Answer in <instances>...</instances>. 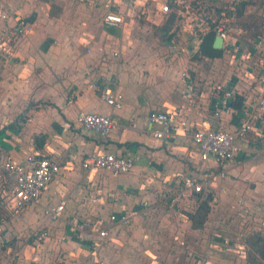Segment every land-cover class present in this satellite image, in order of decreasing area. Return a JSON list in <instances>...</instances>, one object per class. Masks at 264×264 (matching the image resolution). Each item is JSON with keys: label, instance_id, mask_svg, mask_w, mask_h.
<instances>
[{"label": "crops", "instance_id": "0c3cea01", "mask_svg": "<svg viewBox=\"0 0 264 264\" xmlns=\"http://www.w3.org/2000/svg\"><path fill=\"white\" fill-rule=\"evenodd\" d=\"M132 1L0 0V12L9 11L14 18H21L28 24L27 34L15 36L13 29L6 31L0 19V42L6 43L0 55V140L5 144L0 143V166L7 159L22 161L34 154L58 160L61 168L53 182L38 202L29 204L53 202V208L65 200V212L72 201L65 190L71 189L70 193L75 195L74 187L85 193L83 199L86 201L82 205H89L88 198L95 199L100 210H109L106 217L92 222L97 229L109 226L110 236L105 241L109 242L106 257L109 264H134L133 259L140 254L151 261L159 257V251L153 248L155 244L167 255L172 252L173 239L179 243L175 246L178 256L171 253L179 260L175 264H256L250 259L251 249L254 257L264 264L257 240L258 237L264 239V119L257 121L245 141L239 140L243 148L229 166L227 175H215L216 179L224 176L222 182L226 189L220 194L224 211L235 207L236 199L242 200L240 204L244 199L254 203L258 222L251 226L243 223L241 238L235 240L234 234H230L234 226L227 219L204 223V228L195 227L190 219L155 221L143 217L153 203L165 199L175 205L183 196L186 178L200 171L202 165L207 171L222 167L213 160L200 161L192 133L207 127L228 131L239 128L246 106L255 103L264 92V77L258 95L254 88L252 92L241 88L239 83L231 86L228 82L218 86L220 90L212 97L206 89L199 95L191 91L189 95H182L190 89L189 84L193 85L191 80L184 84L183 75L176 78L179 92L171 79L165 82L167 88L164 84H155L149 74H144L143 68L164 65L166 43L177 41L176 34L172 29L173 38L165 40L162 29L165 13L161 11L159 0H138L136 6H132ZM221 1L248 2L247 6L252 3L251 0ZM111 10L123 14L122 25H105V16ZM7 22L15 25L13 18ZM232 38L237 50L224 46L222 49L225 53L230 48L237 57L241 53L240 40ZM201 43L197 54H200ZM261 50L264 52V40L257 39L248 50V55L250 52L253 55L246 56L255 57L258 62ZM176 66L174 68H179ZM107 86L123 95L120 108L112 107L103 99L102 91ZM225 90L244 96L242 109L216 115L217 102ZM190 95H196L200 101L196 98L193 105L188 98ZM152 111L172 112L176 131L167 138L154 136L153 130L159 126L149 123ZM80 112L111 115L115 126L102 138L95 131L84 129L78 121ZM97 148L132 156L134 167L122 174L109 170L89 172L82 161ZM211 178L212 175L200 181L210 180L211 185L214 183ZM180 183H184V188ZM174 197L178 199L176 202L172 201ZM133 212L136 213L133 215ZM112 214H129L131 218L128 223L111 221ZM63 216L57 220L48 217L47 221L64 220ZM48 223L41 227L49 232L45 240L56 236ZM207 225L210 229L221 225L225 229L221 233L226 234L224 242L202 238L201 234L209 229ZM252 226L260 234L254 237V242L247 238ZM94 233L97 237V231ZM59 238L55 239L59 242ZM155 238L157 241L153 244ZM96 239L91 241V246L95 247ZM54 243L51 241L52 245ZM138 245L140 251L135 249ZM185 252L190 256L186 257Z\"/></svg>", "mask_w": 264, "mask_h": 264}, {"label": "rangeland", "instance_id": "374dc122", "mask_svg": "<svg viewBox=\"0 0 264 264\" xmlns=\"http://www.w3.org/2000/svg\"><path fill=\"white\" fill-rule=\"evenodd\" d=\"M159 1L162 4L167 3L170 6V11L164 14L165 20L171 13L176 14L173 31L176 34L177 46L171 48L170 45L174 44L171 42L166 43L165 56L167 58L164 65L158 64L156 67H144V74H149L155 84H164L166 88L167 85H165V82L171 79L172 83L175 82L177 84L178 88L176 91L178 92L180 84L176 78L183 75L182 80L184 84H187V81L191 80L193 81V85L189 84L190 89L182 92V95H189L190 91L192 92L191 94L195 93L199 95L206 89L205 91L209 92V97H212L220 90L218 86H224L223 84L227 82L231 86L239 83L241 88L250 89L249 91L252 92L254 88L257 92L256 95L259 94V85H262V79L264 77V54H261V60L258 62H256L255 57L254 59H249L246 55H248V50L257 39L260 42L264 40V0H248L252 3L244 8L243 15L238 14L240 11L238 5L241 2L236 3V1H230L228 3L221 0ZM180 9H183V11L178 13ZM217 25H225L232 36L239 38L241 53L237 57H234L233 50L227 48L223 57L219 59L206 58L203 55L195 57L197 52L194 49L196 47L199 49L200 39L212 26L216 27ZM174 48H179V50L172 51ZM185 49L188 50L185 51ZM255 62L256 64H254ZM175 65H177L176 67L180 65V67L174 68ZM184 71L188 73L187 77V73H183ZM256 85H258L257 88ZM188 98L195 105V100L198 97L196 95H190ZM197 100L200 101L199 98ZM191 132L193 131L191 130ZM206 168L205 165H202L200 171L192 174V176H195L199 180H202L204 177L209 178L212 175L211 181L214 182L210 185V180L206 181L201 194L202 198L208 194L213 195L210 203V211L204 223L210 224L211 222L221 221L223 219L230 220L234 226V231L230 234H234L233 238L237 240L241 238L240 226L243 223H250L251 226L258 222V214L253 211V208H255L253 206L254 203L253 201L249 203L244 199V202L240 204L242 200L236 199L235 207L232 206L227 209L228 211H224L221 205L223 198L220 195L226 189L222 182L224 176L216 179L215 175L219 173L221 175H227L226 173L229 167H220L212 171H207ZM192 169L196 170L193 167ZM241 180L244 181V179ZM180 187L184 188V183H180ZM74 190L77 191L75 195L70 193L71 189L65 190L73 202L71 201L67 205L63 216L64 220L52 223H48L47 220L48 209L55 204L53 202L29 204L28 206L24 205L11 210L2 207L0 203V264H101L102 262L100 260H104L106 264H109L106 258L109 242L99 243L95 247L90 245L91 241L97 238L94 233L97 231V226H93L92 222H96L101 217H106L109 214V210H100L93 198H88L89 205H82L86 201V198L83 199L85 193H81L76 187L72 189V192ZM107 200H110L109 196ZM201 201L202 199L198 200L196 194L190 198L181 196V199L175 205H171V203L164 199L163 202L159 201L149 206V209L145 210L146 213L143 217L155 221L177 219L182 221L183 218L191 220L189 215L198 212ZM72 216L77 217L80 222L82 219L87 220L92 225L84 229L85 232L74 229L67 225ZM47 223L53 234L55 232L56 236L48 240H43L42 242H36V230L45 226ZM202 226L205 228L206 225L203 224ZM222 229L221 225L211 229L209 227L201 236L207 240L211 238L212 242H224L223 239L226 234L223 235L221 233ZM250 230L251 233L249 235L247 234V238L254 242V237L260 234H257L258 229L253 226ZM243 234L246 233L243 232ZM57 236L60 237L59 242L55 239L58 238ZM51 241H55L54 245L51 244ZM156 241L157 239L155 238L153 244ZM172 241L174 242L170 247L172 252L167 255H165V251L163 253L161 252V248L158 245L152 244L153 248L159 251V257H151V261H148L145 258L143 259L142 254H140L136 259H133V263L175 264L179 260L174 259L171 253L178 256L175 246L179 243L177 239H173ZM140 242L143 246H146V243H143V241ZM186 248L189 250V247ZM135 249L140 251L141 246L138 245ZM184 255L188 257L190 253L185 252ZM250 259L252 261L254 260L256 264H263L254 257L252 249L250 250ZM186 260H188V263L190 262V259ZM121 264L123 263L121 262Z\"/></svg>", "mask_w": 264, "mask_h": 264}, {"label": "built area", "instance_id": "2783aa9c", "mask_svg": "<svg viewBox=\"0 0 264 264\" xmlns=\"http://www.w3.org/2000/svg\"><path fill=\"white\" fill-rule=\"evenodd\" d=\"M91 3V2H90ZM138 0L132 1V6H136ZM161 11L168 13L170 6L163 3ZM13 18L15 25H9L8 20ZM0 19L4 23L6 31L13 29L15 36L27 34L28 24L21 18H14L9 11L0 12ZM105 25L119 26L124 23V16L118 11H109L104 19ZM7 25V26H6ZM217 35L223 37L224 47H234L236 41L232 38L228 28L225 25L216 26ZM202 41V38L200 39ZM176 45V40L172 42ZM6 43L0 42V55L3 53V47ZM237 50V48H235ZM195 52H199L196 47ZM263 52V50H261ZM264 53V52H263ZM261 53V54H263ZM253 55L249 53V57ZM220 99L217 102L215 114L220 115L222 111L233 112L235 107L233 101L236 94L233 90H225L222 92ZM103 99L112 107L120 108L123 102V95L110 86L104 87L102 91ZM149 123L156 124L159 127L153 130L154 136L158 138H167L176 127L173 124V115L170 111H152L149 115ZM264 119V92L259 95L255 103L246 106L245 116L242 123L235 131H228L220 128H198L192 133V140L199 154L201 162L213 160L216 164L222 167L231 166L237 158L239 151L243 146L239 140L245 141L250 131L253 130L257 121ZM78 121L82 124L85 130H92L98 133L102 138L108 136L109 132L115 126V121L111 115H105L95 112H80ZM135 164V159L132 156L118 155L108 152L104 149L97 148L87 155L82 161V166L89 172H98L99 170H109L115 174L127 173L132 170ZM61 166L58 160L49 156L32 155L22 161L7 159L0 166V203L6 209H13L24 206L29 203L38 202L43 192L53 182L58 174ZM205 181H200L198 178L191 176L185 180V191L183 196H191L194 193H200L204 190ZM178 199L174 197L173 202ZM66 201L62 200L57 206L48 209V217L51 220L61 219L65 209ZM136 212H133V215ZM111 221L120 220L123 223H128L131 215L116 214L111 215ZM69 225L77 230L83 231L91 226L89 222L81 221L77 217H72L68 221ZM104 225L103 221L99 222ZM49 236L48 230L40 228L36 230V241L41 242ZM109 226L97 229V241L95 245L104 243L109 239Z\"/></svg>", "mask_w": 264, "mask_h": 264}, {"label": "trees", "instance_id": "16d2710c", "mask_svg": "<svg viewBox=\"0 0 264 264\" xmlns=\"http://www.w3.org/2000/svg\"><path fill=\"white\" fill-rule=\"evenodd\" d=\"M174 1V0H173ZM176 1V0H175ZM248 2H241L238 5V8L240 9L239 11V15H243V10L245 7H247ZM176 21V14L171 13L167 19L165 20L162 29L165 33V40H171L174 36V32H171L174 24ZM217 36V32H216V27L212 26L202 37V43L200 45V54H197L195 57H200L199 55H203L209 58H220L222 57L223 53H224V49H216L214 48V41L215 38ZM1 78V77H0ZM244 100V96L240 95V94H236V98L233 101V106L238 109L241 110L242 108V102ZM1 134V133H0ZM0 143L2 145H5L1 140ZM202 193H196V196L198 198V200H201V204L198 208V212L196 214H190L189 217L191 218V220L193 221V224L195 225V227H202V225L205 222L206 216L208 214V212L210 211V202L213 199V195L212 194H208L206 197L202 198ZM202 213L203 216H202ZM198 217H197V216ZM260 242L259 245V253L260 255L264 258V239L258 237L257 239Z\"/></svg>", "mask_w": 264, "mask_h": 264}, {"label": "water", "instance_id": "95a60500", "mask_svg": "<svg viewBox=\"0 0 264 264\" xmlns=\"http://www.w3.org/2000/svg\"><path fill=\"white\" fill-rule=\"evenodd\" d=\"M214 48L222 49L223 48V37L221 35H217L214 41Z\"/></svg>", "mask_w": 264, "mask_h": 264}]
</instances>
